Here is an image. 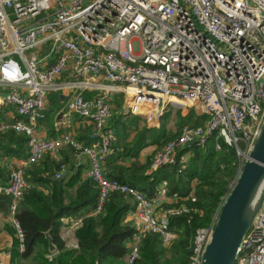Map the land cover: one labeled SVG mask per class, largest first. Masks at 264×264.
Segmentation results:
<instances>
[{
    "label": "built area",
    "instance_id": "built-area-1",
    "mask_svg": "<svg viewBox=\"0 0 264 264\" xmlns=\"http://www.w3.org/2000/svg\"><path fill=\"white\" fill-rule=\"evenodd\" d=\"M64 73L72 82L58 83ZM0 86L9 88L3 103L16 111L11 128L28 139L29 164L63 146L86 156L85 180L98 191L91 215L112 194L124 195L135 203L133 242L153 234L166 248L177 239L169 218L188 210L161 211L168 197L162 188L149 198L107 178L102 165L119 152L108 125L111 105L102 94L83 93L122 91L128 98L123 113L148 124L158 122L168 106L199 107L208 116L199 126H182L159 148L150 159L152 171L176 164L182 151L180 163H186L190 151L204 147L214 133L215 150L231 147L243 164L264 122V0H0ZM63 88L72 92L66 111L93 124L89 146L69 134L48 140L35 134L46 117L47 95ZM8 128L0 121V135ZM30 186L22 169H9L0 196H11V214ZM61 222L65 247L78 252L75 232L82 218ZM213 225L196 231L187 264L202 263ZM13 226L23 252L22 231L15 220ZM234 264H264V202Z\"/></svg>",
    "mask_w": 264,
    "mask_h": 264
},
{
    "label": "trees",
    "instance_id": "trees-1",
    "mask_svg": "<svg viewBox=\"0 0 264 264\" xmlns=\"http://www.w3.org/2000/svg\"><path fill=\"white\" fill-rule=\"evenodd\" d=\"M196 116L192 110L186 117L180 116L182 122L179 128L187 124L197 126L199 120L208 118L205 114ZM167 117L164 114L162 118ZM114 124L117 129L133 127L136 130L134 138L120 156L135 158L144 148L160 147L173 139L167 136L162 124L159 128H148L123 117ZM215 138L216 133L209 137L204 147L193 148L187 164L180 163V157L185 153L182 151L177 155L176 164L160 167L150 176L136 175L126 169L120 170L117 175L107 176L143 192L149 198L154 196L160 183H166L167 195L180 199L172 206L188 210V213L169 218V229L177 233V239L165 248L157 235L146 234L138 243V256L132 264H187L196 231L214 224L219 208L232 187L230 183L237 174L238 161L231 147L223 145L220 151H216ZM27 141L24 134H17L12 128L0 135V184H4L9 175V169L3 162L11 157L26 158ZM59 168L57 164L44 169L35 166L25 173L31 186L12 214L23 234L24 251H19V242L15 239L11 253L13 261L17 264L28 259L33 264H127L124 259L131 253L129 244L137 229L125 223V218L129 211L135 209V203L124 195L112 194L99 214L82 218L81 227L75 232L78 252L68 250L60 238L61 220L93 212L98 191L90 181H81L79 173L70 178L52 180L53 172ZM38 186L48 190L47 193ZM192 191L193 196H190ZM11 203V196L1 195L0 212L9 214ZM45 233L49 234L57 250V256L51 260L46 257L50 252Z\"/></svg>",
    "mask_w": 264,
    "mask_h": 264
},
{
    "label": "crops",
    "instance_id": "crops-1",
    "mask_svg": "<svg viewBox=\"0 0 264 264\" xmlns=\"http://www.w3.org/2000/svg\"><path fill=\"white\" fill-rule=\"evenodd\" d=\"M95 81H99L103 83L102 79H97ZM70 82H72V79L66 73L62 74L58 79V83H70ZM8 91L9 88L0 86V121H4L9 126V128L6 131H8L11 128V125L17 119V115L14 107L5 105L3 103L4 95H6ZM129 92L130 94H132L131 91ZM100 94L104 95L106 97V100L111 105V119L109 120L108 125L115 134V144L117 145V148L119 150L117 154L108 157L103 163L102 168L104 170L105 175L106 176L117 175L120 172V170L126 169L129 171H134L136 175L150 176L152 170L150 169L149 163L152 155L158 150L157 146L154 145L144 148L135 158H131L128 156L126 157L120 156L119 154L123 151L124 147L128 143H130L134 138L136 134V130L133 127H128L122 130L120 128L117 129L114 124L115 121H117V119L123 117L137 122L138 126H143L144 123L139 121L143 118L135 119L123 113V110L127 106L128 98L125 97L122 91H113L107 93L106 95L104 93V90L103 91L96 90L92 92L86 91L83 93V96L88 98ZM71 95L72 92L69 88L68 89L63 88L61 89V91L57 93H50L47 95L46 117L44 120L39 121L35 125V134L38 136V138L42 140H48V139L60 138L63 134H69L73 137V139H75L77 142L81 143L84 146H89L92 144L93 142L92 134L94 133L93 124L90 121L82 119L73 113L67 112L65 109V102L69 98H71ZM183 113L182 112L180 113L181 117H185ZM199 121L202 122L203 120L201 119ZM156 123L154 124L147 123L146 126L148 128H154V125H156ZM189 156L185 158L186 164L190 158ZM27 159L28 156L24 159H16L11 157L6 159L3 162V165L7 167V169H13V168L22 169L24 171V177H25L26 171H28L29 169L35 166L44 169L47 168L48 166H53L54 164H57L60 166V168L57 171L55 170L53 172L52 180L56 179L55 175L57 173L61 174V178H70L74 176L76 173H79L81 181L85 180V172L89 167V160L86 156L78 155L74 151V149L67 146H63L59 150L47 154L41 161L37 162L36 164H32V165L29 164L27 162ZM194 185L195 184L193 183L192 188L194 187ZM157 188L164 189L167 195L166 183H160L156 187V189ZM42 190L44 191L45 194L48 191L46 189L44 190L43 188ZM190 196H193V191L191 192ZM179 200L180 199L177 198V196L175 195L168 196L166 203L161 207L160 210L167 211L172 208H175L176 206H172V205L176 204ZM91 213L92 212L86 213L80 218L89 216L91 215ZM13 220L14 218L12 214L9 213L5 215L0 212V264L16 263L13 261V258L11 257L13 241L17 239L15 228L13 226ZM125 223L130 225L136 224L135 209L133 211L128 212L125 218ZM133 244L136 245L137 242L132 241L129 244V246H133ZM50 254H52L53 258L56 257L57 250L55 249V252ZM28 260H24V261L21 260L19 264H24L23 262Z\"/></svg>",
    "mask_w": 264,
    "mask_h": 264
},
{
    "label": "water",
    "instance_id": "water-1",
    "mask_svg": "<svg viewBox=\"0 0 264 264\" xmlns=\"http://www.w3.org/2000/svg\"><path fill=\"white\" fill-rule=\"evenodd\" d=\"M263 180L264 122L251 152L219 208L201 264H234L238 248L264 202L263 193L256 209L249 212L256 190ZM44 235L49 252L54 253L55 246L49 234Z\"/></svg>",
    "mask_w": 264,
    "mask_h": 264
},
{
    "label": "rangeland",
    "instance_id": "rangeland-1",
    "mask_svg": "<svg viewBox=\"0 0 264 264\" xmlns=\"http://www.w3.org/2000/svg\"><path fill=\"white\" fill-rule=\"evenodd\" d=\"M14 59L21 62V59H20V57L18 55L14 56ZM103 84H106V83L103 82ZM129 95H131L130 92H129ZM190 110L195 111V113L197 115L196 117H200L203 114L199 107L195 108V107H188V106L187 107L168 106L165 109V112H164V114H167L168 117L167 118H162L164 116V114H163L162 117L160 118V120L156 123V125H154V128H159L160 125L162 124L164 126L165 133H167V136L175 138V137H177L176 134L178 133V131L180 132V130H179L180 128L179 127H180V124L182 122L181 118H180V113L184 112L183 115L186 117ZM138 119H140V118H138ZM139 121L144 123V125H147V123H146V121L144 119H141ZM198 122H201V121H198ZM187 125H189V124H187ZM178 135H179V133H178ZM161 147L162 146L157 147V148L159 149ZM190 154L191 153H189L187 155V157ZM236 166H237V173H238V171L240 170V168L242 166V162L240 160H239V162L237 161L236 162ZM236 176H237V174H236ZM236 176H235V178H236ZM234 180L230 183L231 185H233ZM137 247H138V245H134V244H133V246H130L131 253L124 259V263L132 264L133 260L135 258H137V256H138ZM66 249L70 250L69 248H66ZM23 263L24 264H33V262L30 259L28 261L23 262Z\"/></svg>",
    "mask_w": 264,
    "mask_h": 264
},
{
    "label": "bare ground",
    "instance_id": "bare-ground-1",
    "mask_svg": "<svg viewBox=\"0 0 264 264\" xmlns=\"http://www.w3.org/2000/svg\"><path fill=\"white\" fill-rule=\"evenodd\" d=\"M263 193H264V180L259 185V187L256 190V193L253 197V200H252V203L250 206V211H249L250 213H252V211H254L256 209V207L258 206Z\"/></svg>",
    "mask_w": 264,
    "mask_h": 264
}]
</instances>
